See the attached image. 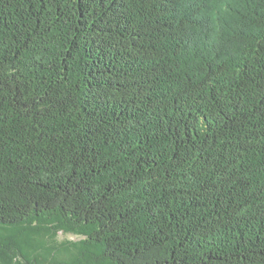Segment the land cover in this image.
<instances>
[{
  "label": "trees",
  "instance_id": "trees-1",
  "mask_svg": "<svg viewBox=\"0 0 264 264\" xmlns=\"http://www.w3.org/2000/svg\"><path fill=\"white\" fill-rule=\"evenodd\" d=\"M50 227L264 264V0H0V264Z\"/></svg>",
  "mask_w": 264,
  "mask_h": 264
},
{
  "label": "rangeland",
  "instance_id": "rangeland-1",
  "mask_svg": "<svg viewBox=\"0 0 264 264\" xmlns=\"http://www.w3.org/2000/svg\"><path fill=\"white\" fill-rule=\"evenodd\" d=\"M18 236L22 251L35 264H100L93 262L96 251L82 244L83 233L50 227Z\"/></svg>",
  "mask_w": 264,
  "mask_h": 264
}]
</instances>
